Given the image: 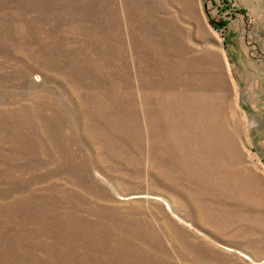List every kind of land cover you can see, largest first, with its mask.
I'll list each match as a JSON object with an SVG mask.
<instances>
[{"label":"rangeland","instance_id":"obj_1","mask_svg":"<svg viewBox=\"0 0 264 264\" xmlns=\"http://www.w3.org/2000/svg\"><path fill=\"white\" fill-rule=\"evenodd\" d=\"M0 264H264V0H0Z\"/></svg>","mask_w":264,"mask_h":264},{"label":"trees","instance_id":"obj_2","mask_svg":"<svg viewBox=\"0 0 264 264\" xmlns=\"http://www.w3.org/2000/svg\"><path fill=\"white\" fill-rule=\"evenodd\" d=\"M226 24L224 23V25H217V26H215L216 27V29L218 30V31H222L223 29H225L226 28Z\"/></svg>","mask_w":264,"mask_h":264}]
</instances>
